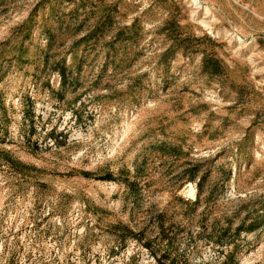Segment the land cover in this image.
Here are the masks:
<instances>
[{
    "label": "rangeland",
    "instance_id": "rangeland-1",
    "mask_svg": "<svg viewBox=\"0 0 264 264\" xmlns=\"http://www.w3.org/2000/svg\"><path fill=\"white\" fill-rule=\"evenodd\" d=\"M263 195L264 0H0V264H158L154 211L159 264H221L200 214ZM235 245L264 264V221Z\"/></svg>",
    "mask_w": 264,
    "mask_h": 264
},
{
    "label": "trees",
    "instance_id": "trees-1",
    "mask_svg": "<svg viewBox=\"0 0 264 264\" xmlns=\"http://www.w3.org/2000/svg\"><path fill=\"white\" fill-rule=\"evenodd\" d=\"M169 50L165 52L167 54ZM208 67L210 69L208 70ZM202 69L204 72L208 73L211 76H220L223 73L222 67L218 60L213 57L205 56L202 59ZM57 72L61 79L62 87L64 88L66 84L71 85L72 83L69 82V73L64 66H57ZM183 169L181 171V177L184 178L185 182L193 183L196 186V195L195 200L193 202H186L188 209L197 208L202 202H210L213 198V193L218 189V184H214L209 188L207 191L206 196L202 199V195L204 193L203 186L208 179V173L201 172L200 166L197 164L193 165H183ZM103 180H111V176H106L102 178ZM125 185L128 187L131 193L136 191L137 182L132 181L129 182L126 180ZM243 211L245 213L244 219L242 222L237 225L236 227H232L229 218L222 217L225 221V226L220 225L217 219H213L210 224H206L204 220V212H202L199 216V231L198 235L205 234L210 238L214 239L216 245L218 246H230L233 245V250L229 251L221 264H235V253H236V245L235 241L240 237L241 234H252L254 233L261 223L264 221V195L257 199H250L247 201L243 206ZM164 213H159L158 211H154L152 216V222L155 227L158 229V240L160 239L161 242H165L162 246L165 250L162 252L160 258L157 260L158 264L161 263L162 259L174 261L171 258V255L168 253V248L172 247L174 244L173 239H166L162 236L164 233V222H163ZM233 218L237 217V214L232 216ZM231 219V217H230ZM138 239V238H136ZM148 244H144L145 247L149 250H153V248L149 247Z\"/></svg>",
    "mask_w": 264,
    "mask_h": 264
}]
</instances>
